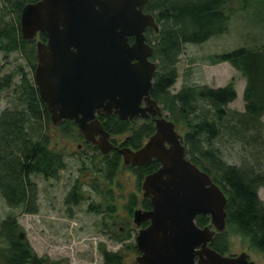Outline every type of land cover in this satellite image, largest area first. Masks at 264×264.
Returning <instances> with one entry per match:
<instances>
[{"label":"trees","instance_id":"trees-1","mask_svg":"<svg viewBox=\"0 0 264 264\" xmlns=\"http://www.w3.org/2000/svg\"><path fill=\"white\" fill-rule=\"evenodd\" d=\"M36 1L15 0L13 5L17 7L18 15L14 20L4 18L7 8L0 15V49L7 54L23 53L32 71L37 66V49L35 41L23 38L20 22L24 6ZM229 1L148 0L144 10L152 13L160 25L159 32L153 29L147 32L148 41L154 48L153 60L158 62L151 95L163 105V110L168 113L165 116L174 122L178 132L184 129L182 137L188 158L207 172L227 195V227L215 236L211 247L220 253H228L229 232L233 231L247 237L251 246L264 256V201L260 195L264 188V42L252 39L250 46L210 57L212 64L230 63L243 77L242 109L231 106L238 98L234 80L218 88L205 83H188L187 80L179 90H174L186 45L202 44L213 36L226 33L237 11L246 13L251 7L252 10H264V0H243L238 8H230ZM250 1H253L252 4ZM39 36L42 41H47L46 33ZM12 88L15 96L13 106L0 111V194L8 206H21L27 213L34 214L39 211L40 197V188L34 176L57 178L67 167L66 154L51 145L48 135L51 115L40 97L34 77L22 65L8 74H0V101L3 93ZM99 119L112 136H124L121 144L113 139L116 149L108 154L99 153L102 157L97 164L92 159L94 154L89 163L94 165L90 169L96 175H102L111 182L124 165L119 149L141 148L155 133V120H123L118 114L102 115ZM57 126L65 137L72 136L78 129L70 119ZM226 142L231 146L239 143L244 147L246 152L241 155L240 162L226 160L222 147L227 145L224 144ZM94 147L97 153L98 147ZM160 166L158 160H153L148 165H131L130 169L138 175L140 185ZM97 180L92 179V187L99 191L101 184ZM80 188L78 183H74L67 196L68 203L83 201ZM138 207L151 210V199H140L132 194L127 205L131 217ZM90 208L97 212L102 210L94 203ZM106 210L115 213L116 207L108 205ZM196 221L201 227L211 223L210 217L204 215H199ZM148 224L149 221L142 227ZM133 231L134 228L125 224L116 229L114 239L121 244L127 243L133 239ZM128 247L140 253L135 243ZM102 252L106 264H123L120 252L105 248ZM0 264L51 263L33 250L17 218L8 216L0 221Z\"/></svg>","mask_w":264,"mask_h":264},{"label":"water","instance_id":"water-1","mask_svg":"<svg viewBox=\"0 0 264 264\" xmlns=\"http://www.w3.org/2000/svg\"><path fill=\"white\" fill-rule=\"evenodd\" d=\"M148 0H38L21 13V33L36 41L34 81L54 124L73 120L88 143L108 154L117 146L99 117L155 120V133L139 149H119L127 166L160 168L142 183L151 210L136 209L138 264H254L247 252L226 256L211 247L226 230L228 198L222 187L187 156L182 135L154 100L158 63L146 31L159 32ZM130 37L134 42L130 43ZM199 215L211 223L201 227ZM149 221L146 227L142 225ZM207 257V260L204 259Z\"/></svg>","mask_w":264,"mask_h":264},{"label":"rangeland","instance_id":"rangeland-1","mask_svg":"<svg viewBox=\"0 0 264 264\" xmlns=\"http://www.w3.org/2000/svg\"><path fill=\"white\" fill-rule=\"evenodd\" d=\"M14 1L0 0V15L2 16V10L7 8L4 18L8 21L14 20L18 15L17 7L13 5ZM242 2L243 0H230L228 6L238 8ZM252 2L250 1L251 4ZM251 8L246 13L237 11L238 13L231 19L226 33L213 36L202 44L185 46L179 63L180 77L174 90H179L187 80L188 83H205L217 88L234 80L239 98L231 106L239 110L244 107L243 77L230 63L212 64L210 57L214 54L250 46L252 39L264 42V10H252ZM38 40H41L39 34L35 39V45ZM29 64L23 53L7 54L0 49L1 75L15 71L18 66L22 65L25 71L34 77V71L30 69ZM13 91L12 88L3 93L0 111L8 106H13L15 100ZM160 105L163 108V105ZM163 114L164 116L168 115L164 110ZM138 120L143 122L144 119L138 118ZM183 130V128L179 129L181 135H184ZM79 133L81 134L76 129L72 136L65 137L51 119L48 128L51 145L65 152L67 167L59 173L57 178L45 179L42 176H34L40 188L39 211L37 213H27L21 206H8L0 194V221L8 216L16 217L33 250L38 256L47 258L51 264H106L102 248L111 252H120L124 260L123 264H134L137 262L139 254L128 245L132 242L136 244L135 238L140 227L134 223V215L132 217L129 215L127 205L132 194L137 195L140 199L144 198L143 181L139 185L138 175L125 164L111 182L102 175H96L90 169L94 165L89 163L94 154L95 159L93 156L92 159L97 164L102 157L99 153L102 152L98 147L99 151L95 153L94 145L88 143L83 134L81 136ZM112 138L116 140L117 144H121L120 140L124 139V136H112ZM222 147L224 157L232 163L240 162L241 155L246 152L239 143L233 146L222 145ZM93 178H98L97 182L101 184L99 191L92 187ZM74 183L80 185V191L84 197L83 201L78 204L67 202V196ZM260 195L264 201V188L261 189ZM93 203L100 205L102 210L97 212L91 209L90 205ZM113 204L116 207V212L110 213L106 207L114 206ZM125 224L134 228V237L131 241L121 244L115 241L114 236L116 229ZM228 239L230 251L226 253L227 255L236 256L247 252L255 264H264L263 254L251 246L247 237L230 231Z\"/></svg>","mask_w":264,"mask_h":264},{"label":"flooded vegetation","instance_id":"flooded-vegetation-1","mask_svg":"<svg viewBox=\"0 0 264 264\" xmlns=\"http://www.w3.org/2000/svg\"><path fill=\"white\" fill-rule=\"evenodd\" d=\"M145 11V10H144ZM146 12V11H145ZM149 30V29H148ZM148 30L146 31V37H147V32H148ZM135 40H134V38L133 37H130V43L132 44L133 42H134ZM147 41H148V37H147ZM149 42V41H148ZM113 141V140H112ZM91 144V143H90ZM92 145H94V144H92ZM94 146H97V145H94ZM97 147H99V146H97ZM100 149V148H99ZM114 149H112V150H110L109 152H111V151H113ZM108 152V153H109ZM103 154V153H102ZM135 241H136V238H135ZM141 253H139V255H140ZM223 254V253H222ZM224 255H226V256H235V255H233V254H231V255H227V254H224ZM204 259L205 260H207V257H204ZM251 260V259H250ZM137 261V260H136ZM198 261H199V258H197V264H198ZM138 263V262H137ZM255 264V263H254Z\"/></svg>","mask_w":264,"mask_h":264},{"label":"crops","instance_id":"crops-1","mask_svg":"<svg viewBox=\"0 0 264 264\" xmlns=\"http://www.w3.org/2000/svg\"><path fill=\"white\" fill-rule=\"evenodd\" d=\"M243 87H245V82H244V84H243ZM238 98H239V92H238ZM238 98H237V99H238Z\"/></svg>","mask_w":264,"mask_h":264}]
</instances>
